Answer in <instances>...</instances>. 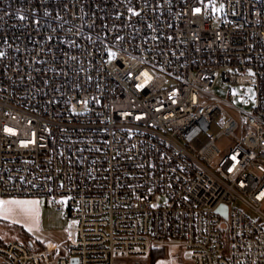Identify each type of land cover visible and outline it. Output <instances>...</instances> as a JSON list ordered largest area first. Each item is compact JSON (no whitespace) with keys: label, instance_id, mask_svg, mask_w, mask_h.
I'll list each match as a JSON object with an SVG mask.
<instances>
[{"label":"built area","instance_id":"2783aa9c","mask_svg":"<svg viewBox=\"0 0 264 264\" xmlns=\"http://www.w3.org/2000/svg\"><path fill=\"white\" fill-rule=\"evenodd\" d=\"M0 53V198L67 220L0 264H264V0H0Z\"/></svg>","mask_w":264,"mask_h":264},{"label":"rangeland","instance_id":"374dc122","mask_svg":"<svg viewBox=\"0 0 264 264\" xmlns=\"http://www.w3.org/2000/svg\"><path fill=\"white\" fill-rule=\"evenodd\" d=\"M214 93L222 96L227 95V86L223 84H217L212 89ZM43 207H45L46 224L42 230L38 232H29L24 228L4 220H0V246L6 245L11 241H25L33 239L34 241H45L47 239H60L64 240L65 228L67 220L64 214L58 210L51 202L46 198H41ZM156 248L162 250V253L157 251V258L153 261L150 256L140 257L138 261L149 262L152 260V264H189V259L185 256V249L181 241L175 240H158L156 241ZM134 258V257H132ZM3 260V256L0 255V261ZM128 260L126 257H118L117 262Z\"/></svg>","mask_w":264,"mask_h":264},{"label":"crops","instance_id":"0c3cea01","mask_svg":"<svg viewBox=\"0 0 264 264\" xmlns=\"http://www.w3.org/2000/svg\"><path fill=\"white\" fill-rule=\"evenodd\" d=\"M42 199L39 197H7L0 198L4 202L0 207V220L12 222L29 232H38L42 230L46 222L45 207H43ZM13 201H37L36 204L22 205L19 203H12ZM41 245L44 242L60 243V239H47L45 241H34ZM118 264H152L149 262L138 261L140 258H127ZM191 264V263H189Z\"/></svg>","mask_w":264,"mask_h":264},{"label":"snow or ice","instance_id":"6c2138e0","mask_svg":"<svg viewBox=\"0 0 264 264\" xmlns=\"http://www.w3.org/2000/svg\"><path fill=\"white\" fill-rule=\"evenodd\" d=\"M195 11L199 12L200 9H195ZM2 55H3V53H0V56H2ZM6 131L11 132L12 130L11 129H6ZM3 203L4 202L0 201V207H2ZM12 203H19V204H22V205H29V204H36L38 202L37 201H13Z\"/></svg>","mask_w":264,"mask_h":264},{"label":"trees","instance_id":"16d2710c","mask_svg":"<svg viewBox=\"0 0 264 264\" xmlns=\"http://www.w3.org/2000/svg\"><path fill=\"white\" fill-rule=\"evenodd\" d=\"M156 250H157V249H153V250L151 251V253H150V255H151V259H152L153 261H154V260L157 258V256H158ZM157 251H159V252L162 253V250H160V249H158ZM150 255H149V256H150ZM152 260L150 261V263H153Z\"/></svg>","mask_w":264,"mask_h":264}]
</instances>
